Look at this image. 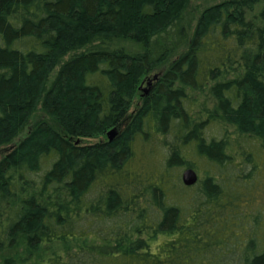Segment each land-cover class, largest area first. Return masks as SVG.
<instances>
[{
	"label": "trees",
	"instance_id": "16d2710c",
	"mask_svg": "<svg viewBox=\"0 0 264 264\" xmlns=\"http://www.w3.org/2000/svg\"><path fill=\"white\" fill-rule=\"evenodd\" d=\"M194 1L0 0V264H264V0Z\"/></svg>",
	"mask_w": 264,
	"mask_h": 264
},
{
	"label": "rangeland",
	"instance_id": "374dc122",
	"mask_svg": "<svg viewBox=\"0 0 264 264\" xmlns=\"http://www.w3.org/2000/svg\"><path fill=\"white\" fill-rule=\"evenodd\" d=\"M221 0H195L194 2H192L191 3V5L189 6L190 8H189V10L187 9V12H191V11H193L194 13H196V11H197V13L200 11V10H202V9H204V8H206V7H208V6H212V5H215V4H217V3H219ZM145 89H146V85L144 84V85H140L139 87H138V94H137V97L134 99V101H133V105H136L137 103H138V98H139V96L141 95H143V93H144V91H145ZM134 108V107H133ZM36 117H41L40 115H38L37 113H35L34 115H33V117H32V120L31 121H34L35 119H36ZM102 138H100V139H97V140H101ZM92 142H94V140H86L85 141V143H92ZM9 151V147H6V148H3V149H0V158L5 154V153H7ZM197 173V175L198 176H200V172H196Z\"/></svg>",
	"mask_w": 264,
	"mask_h": 264
},
{
	"label": "water",
	"instance_id": "95a60500",
	"mask_svg": "<svg viewBox=\"0 0 264 264\" xmlns=\"http://www.w3.org/2000/svg\"><path fill=\"white\" fill-rule=\"evenodd\" d=\"M106 136L109 141H112V139L115 136V131L114 130L109 131ZM197 179H198L197 174L192 169H186L181 174V181L186 187L193 186L197 182Z\"/></svg>",
	"mask_w": 264,
	"mask_h": 264
}]
</instances>
